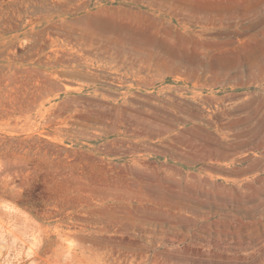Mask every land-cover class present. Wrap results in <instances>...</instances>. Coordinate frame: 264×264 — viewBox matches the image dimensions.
I'll use <instances>...</instances> for the list:
<instances>
[{
  "label": "rangeland",
  "instance_id": "obj_1",
  "mask_svg": "<svg viewBox=\"0 0 264 264\" xmlns=\"http://www.w3.org/2000/svg\"><path fill=\"white\" fill-rule=\"evenodd\" d=\"M0 264H264V0H0Z\"/></svg>",
  "mask_w": 264,
  "mask_h": 264
}]
</instances>
